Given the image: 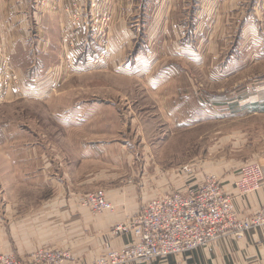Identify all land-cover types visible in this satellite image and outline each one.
I'll list each match as a JSON object with an SVG mask.
<instances>
[{"label": "rangeland", "instance_id": "1", "mask_svg": "<svg viewBox=\"0 0 264 264\" xmlns=\"http://www.w3.org/2000/svg\"><path fill=\"white\" fill-rule=\"evenodd\" d=\"M201 1L102 0L94 21L87 14L70 31L57 3L2 0L0 19L16 5L2 32L28 95L0 105L2 242L25 248L41 230L34 217L74 197L135 186L150 201L178 191L165 188L183 183L193 160L234 192V207L263 188L242 196L234 183L227 193L221 177L233 165L264 167V0ZM263 208L235 210L245 222ZM36 244L24 255L0 249V259L39 264L60 251Z\"/></svg>", "mask_w": 264, "mask_h": 264}, {"label": "built area", "instance_id": "2", "mask_svg": "<svg viewBox=\"0 0 264 264\" xmlns=\"http://www.w3.org/2000/svg\"><path fill=\"white\" fill-rule=\"evenodd\" d=\"M44 5H51L55 0H41ZM102 0H91V5L83 6L80 0L72 5L70 31L81 28V21L95 20L96 12L100 11ZM99 4V5H98ZM105 16H111L105 12ZM87 21V20H86ZM93 24V23H92ZM95 25L93 24V27ZM65 39L64 50L68 51L67 61L77 60L75 48L69 49ZM71 50L72 53H69ZM27 98L22 80L12 66L6 48L0 40V105L8 99ZM198 166H186L183 174L192 175ZM193 172V173H192ZM202 174L201 183L184 192L174 191L163 197L151 199L132 219L119 224L112 230L113 236L131 233L134 243L131 246L116 249L108 246L107 253L95 264H151L156 260L167 259L170 256H180L187 252L208 248L212 243L229 234L238 237L257 228H264V208L252 218L242 221L235 210L232 198L224 193L219 178L214 174ZM264 181V167L261 163L245 165L239 172L235 182L239 195H250L257 192ZM235 189V192H236ZM80 205L95 215L110 213L115 210L104 191H95L81 199ZM64 251H45L39 264H64L69 260ZM0 264H15L6 256L0 259ZM32 264V263H31Z\"/></svg>", "mask_w": 264, "mask_h": 264}, {"label": "crops", "instance_id": "3", "mask_svg": "<svg viewBox=\"0 0 264 264\" xmlns=\"http://www.w3.org/2000/svg\"><path fill=\"white\" fill-rule=\"evenodd\" d=\"M13 1L18 2V0ZM55 1L52 5L57 3L58 14L61 13L65 17L68 15V8L76 0ZM197 1L202 2L201 0ZM1 3L2 0H0ZM15 6H11L8 12L1 14L3 21L0 19V40L3 44L10 40L4 38L7 34L2 32V23L12 24L11 21L14 20L11 15L12 12L16 11ZM198 8H200V5ZM37 12L39 11L37 10ZM195 17L197 18L196 15ZM21 20H24L22 15L15 16V23ZM22 30H26V28ZM12 34L15 36L17 32L13 30ZM189 163L202 166L201 161L193 160ZM233 166L234 168L239 167V165ZM242 167L237 170L235 168L233 171L228 168L229 172L222 174L221 182L225 192L232 191ZM155 170L158 175V169ZM157 175L152 174L150 176L154 178ZM182 179L183 183L175 184L174 187L168 186L165 189H176L183 192L191 187H197L202 180L201 172L196 170L192 175L184 174ZM143 180L142 186L146 187L144 186L146 185L144 176ZM134 187L128 186L116 189L115 192L106 191L108 199L115 205V210L102 215L91 213L88 209L82 207L75 197L66 202H61L59 205L57 204V207L48 206L34 217L33 225L39 223L34 227L41 229L36 241L33 240V242L31 236L26 235V238H30L31 243L25 248L19 249L16 246L14 248V243L11 240L2 242V235H0V249L8 251L9 254L24 255L35 251L38 248L36 243H40L41 248L60 249L68 252L69 260L65 264H95L97 260L104 256L107 245L110 244L116 249L133 245L134 237L131 233L113 236L112 230L119 224L129 222L133 215L149 202V199L138 198L135 191L131 190ZM235 203L236 210L240 215L257 212L264 206V186L258 193L236 199ZM18 249L19 251H17ZM151 264H264V229L249 231L240 238L233 235L226 236L217 240L208 249H198L180 256H171L167 259L156 260Z\"/></svg>", "mask_w": 264, "mask_h": 264}]
</instances>
